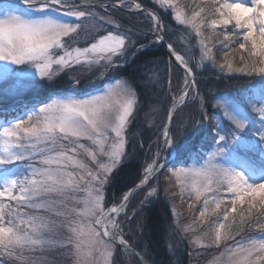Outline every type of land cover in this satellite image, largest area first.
Instances as JSON below:
<instances>
[{"label":"snow or ice","instance_id":"obj_1","mask_svg":"<svg viewBox=\"0 0 264 264\" xmlns=\"http://www.w3.org/2000/svg\"><path fill=\"white\" fill-rule=\"evenodd\" d=\"M156 2L166 9L172 8L174 19L194 29L197 37L203 35L201 29L205 21L197 23L196 19L204 8L193 11L189 18L170 0ZM125 3L128 0H120L118 6L123 7ZM22 4L20 8L10 0H0V63L4 65L0 77L13 74L10 65L25 66L17 75L39 76L41 80L52 79L60 71L75 66H85L89 70L96 66L113 67L115 59L130 51V45L134 46L131 31L123 30L117 19L90 10L100 7L107 12L109 7L117 5H96L92 0H22ZM128 6L141 8L139 3ZM144 12L154 22L151 31L158 32L161 29L159 17L146 9ZM214 15L218 19L207 21V26L216 35L221 50H234L238 45L239 50L248 53L250 63L241 56L240 67L234 68L231 61L217 65L213 47L204 39L199 41L201 60L211 61L222 71L226 67L230 72L261 76L262 84L259 94L250 88L242 96L225 93L215 97L213 107L222 113V119L218 118L214 128L209 130L214 134L215 147L208 161L201 167H181L170 173L178 183L187 182L197 201L204 196L196 220L203 222L206 216L215 214L210 225L214 236L205 246L220 248L228 239H234V227L243 230L245 225L251 226L253 210L264 217V175L257 173L255 161L241 159L235 154L236 148L243 146L264 156V0H225L214 7ZM108 25L112 30H106ZM218 28L223 29L222 41L216 34ZM102 29L106 34L99 35L88 46H74ZM156 42H163L162 38L157 36ZM168 47L185 70L183 82L178 81L176 85L174 108L168 111L171 123L177 104L189 107L190 90L193 103L202 104L203 101L196 91L190 61L172 44ZM136 102L134 90L116 81L98 94L52 98L38 109L33 104L26 107L23 114L0 123V173L4 177L0 180V257H3L0 264L5 261L56 264L55 258L48 260L43 255H26L52 249L62 250L61 255L70 258L72 264H116V251L136 258V264H147L129 244L124 232L126 221L120 217L131 219L126 215L130 199L143 191L162 170V166L158 167L159 154L143 167L140 183L111 207L106 206L104 196L110 174L125 155V130ZM254 114H258L259 119ZM203 119L209 117L205 115ZM199 131L197 126L195 133ZM169 132V125H164V140L170 154L175 153L178 158L187 156L192 151L190 143L187 140L173 142ZM249 135L258 139L242 145ZM82 141H88L89 145ZM82 154L94 168L80 158ZM217 158L231 162L225 166L217 163ZM19 161L28 163L21 167L17 164ZM8 165L12 167L7 168ZM260 167L264 168V160L260 161ZM221 188L234 194L232 207L222 209L224 201L217 195ZM154 191H149L146 198ZM5 197L14 201L15 206L5 203L2 199ZM245 197H248L247 215L241 211L239 221L233 218L229 223L230 214L237 212V202L243 205ZM189 207L194 205L189 204ZM256 223L264 229V223L260 220ZM210 264H264V233L246 244L235 242L234 247L214 257Z\"/></svg>","mask_w":264,"mask_h":264},{"label":"trees","instance_id":"obj_2","mask_svg":"<svg viewBox=\"0 0 264 264\" xmlns=\"http://www.w3.org/2000/svg\"><path fill=\"white\" fill-rule=\"evenodd\" d=\"M176 1L178 6H183L182 9L185 15L188 16L193 15V11H200V8L205 9V11L201 13V16L196 19L197 23L201 20L205 21L201 29L203 33L202 36L197 37L195 36L196 34L190 33L186 27L180 26L174 22L172 19L173 17H171V12L168 11L163 14L161 11L152 8L149 4L137 2L142 7L155 12L159 17L166 43L168 45L172 44L177 52L183 53L184 56L186 55L187 58L189 56L191 59V66L189 67L192 69L195 78L197 76L196 88L203 103L196 102V104H192V117L189 118V122H191L193 126L186 134L188 138L187 141L192 146V151L189 154L197 157L203 152L210 151L214 147V134L210 133L209 130L214 128L218 118L221 119L220 115L215 112L213 107L216 103L214 98L223 96L225 93L241 96L242 94H239L238 91L241 89L243 90L244 87L256 81L258 77L255 75L247 76L235 71L230 72L226 67L222 71L219 67L213 66L211 61L204 64L202 63L200 67L194 65L193 62L199 57L197 44L201 39H204L213 47V55L216 58L217 65L225 63L226 61H231L233 67L236 68L241 66V56H244L245 61L249 63L250 60L248 58V53L239 50L238 45L234 47V50H221V45L217 43L216 35H213L212 30L208 28L207 21L212 19L211 15L214 13L216 1L215 4H213V0ZM112 17L117 19L123 30L131 31L132 40L135 43L134 46L130 45V48L139 47V50L134 54L127 65L121 66L115 70V78L125 79L132 85L137 95V102L127 126L124 159L110 174L109 181L104 187L107 207L118 201V198L138 183L146 158L157 151L156 145L171 104L170 94L176 93V85L177 82L180 81L177 78V72L179 74V71L168 62L165 50L160 45L151 42L152 25L149 22V17L146 16L145 13L134 16L133 14L120 11L118 16ZM222 33V28L216 30V34L221 41L223 40ZM103 34H106V31H101L95 38ZM226 52L228 53L227 56H225ZM1 108L0 121L2 122L6 119L16 117L19 114H15L11 117L8 115L11 109L8 108L9 110L7 111L6 107ZM181 112L180 108H178L174 120ZM205 115L209 117L208 120L203 119ZM197 122L200 123L197 124ZM197 126L200 131L195 133V128ZM175 135L176 134L173 133V137H175ZM245 153L250 155V161H255L257 173L260 172V170H264V168L260 167L261 160L258 158V153L251 154L252 152L250 151H246ZM188 156L190 155L178 158L177 160L180 163H184ZM247 157L249 156H244L242 158L246 159ZM196 160H198V158ZM164 193L166 195L165 197L162 196L154 203L145 205L141 209L142 227L139 238L134 242V246L149 264H199L198 260L195 258L200 256L201 259H204L203 254L205 252L197 257L196 254L192 252L188 238L186 237L187 235L185 234L186 232L183 231L182 226H179L180 224L177 225L173 222L171 211L173 208L170 202L172 198L170 196L169 200V193ZM134 197L130 201H132ZM173 201L177 202L175 199ZM177 205V207L181 208V205ZM246 206V203L237 206V212L233 213V218L239 221V213L241 211L247 215ZM192 212L193 210L191 209L190 213ZM184 219L187 220V218ZM257 220L264 223V217H261L259 212L253 210L251 226L245 225L243 230H239L238 235L244 233L248 229L249 231H253L252 233L256 235L261 232L264 233V229L256 223ZM199 229L200 228H198V230ZM217 249L218 248H216V250ZM209 251L210 250L206 251L207 255L210 253ZM0 258L3 259V257ZM15 262L19 264V261Z\"/></svg>","mask_w":264,"mask_h":264},{"label":"rangeland","instance_id":"obj_3","mask_svg":"<svg viewBox=\"0 0 264 264\" xmlns=\"http://www.w3.org/2000/svg\"><path fill=\"white\" fill-rule=\"evenodd\" d=\"M133 1L135 2L139 1L147 5L149 4L152 8L158 11H161L163 14L169 11L172 14L171 17H173L172 18L173 21L179 24L174 19V12L172 8L166 9L165 7L160 6L156 2V0H133ZM215 1H216L215 7H219L221 3L225 2V0H215ZM10 2L15 6H19L20 8H23L22 0H10ZM95 2L98 3L97 5L99 4L117 5V7L113 9H111L112 7L111 8L109 7L107 9V12L105 11V9L100 8V7L99 9L98 8L90 9L102 15L118 16V13L120 12L119 8L122 10L128 11V14H133L134 16L138 15L136 12H138L139 10L136 9L135 7H132L130 9L128 6L129 2L125 3L123 7L118 6L120 4V0H106V1L95 0ZM170 2L173 6L176 7L177 10L182 11L184 13L182 9L183 6L182 5L178 6L176 0H170ZM229 2H240V0H229ZM185 16L190 18L192 15L191 16L185 15ZM211 18L218 19V16H215L213 13L211 15ZM65 19H71V18H65ZM149 22L153 26L154 22L152 21L151 17H149ZM179 25L186 27L190 33L195 34L194 29H192L188 25H184V24H179ZM229 27H232V26H229ZM111 28H112L111 25L106 26V30H111ZM106 30L102 29L101 31L105 32ZM151 33L157 34L158 32L151 31ZM98 34L91 35L87 41L81 40L78 44L74 46L86 47L88 46L89 43L94 42L95 39H98V37L95 38L96 35ZM199 41L197 44L199 57L196 61H194L195 63L193 62V64L198 67H200L202 63L204 64L208 62V60H203V61L201 60L202 51L199 46ZM151 42H156V39L152 38ZM138 49L139 47L130 48V51H128L123 57L116 58L113 67L96 66V68L89 70L85 66H75L71 69H65L63 71H60L57 75H54L52 79L45 78L41 80L39 76L25 77V76L17 75L16 73L23 71L25 66H11L10 65L9 67L13 69V74H10L7 77H0V105H9V108L11 107L12 109L10 110V113H8V115L13 117V115L18 114V113H19L18 115L23 114L24 109L26 107L32 106L33 104H35L38 109V107L42 103L50 102L52 98H60V97L67 96V95L85 97V96L92 95V94H98L99 92H102L104 90L106 85L115 84L116 81H120L122 84L126 83L129 87H131L134 90L132 85L129 82H127L125 79L115 78L116 77L115 70L125 65V63L128 60H131L134 54L138 51ZM180 54L183 55V53H180ZM185 59L191 62V59L189 56L187 58L185 55ZM190 64L191 63H189V66H191ZM3 67H4L3 63H0V69H3ZM180 77H181L180 73L178 74L177 72V78L180 80L179 82H181ZM256 77H258L256 81L244 87L243 90L242 89L239 90L238 93L243 95L250 88H252L255 94H259V87L261 86L262 81H261V76H256ZM33 81H36L38 83H33ZM196 91H197V88H196ZM174 95L175 93L170 94L171 101ZM191 95H192V92L190 90L189 99L187 101L189 104V107H183L182 105H180L179 108L180 109L182 108V112L171 123L169 139H171L173 142L177 140H181V141L187 140L188 138H187L186 132L189 129H192L193 124L189 122V118L192 117L191 115V111L193 110L192 104L194 105L196 103H193L191 101L190 99ZM136 98H137V95H136ZM8 110L9 109L7 108V111ZM215 112L217 111L215 110ZM217 113L220 115L222 119V113H219V112ZM254 116L256 119H259L258 114H254ZM180 117H182V119ZM224 123L227 129L228 128L227 121H225ZM257 127H259V124L257 125ZM162 129H163V126H162ZM173 133L176 134L175 137H173ZM126 134H127V128L125 130L124 151H125V146H126ZM163 137L164 135L162 134V131H161L160 138L156 145L157 151L158 149H160ZM252 139H258V137L249 135L241 143L242 145H247V143ZM82 142L85 143L86 145H89L88 141H82ZM214 147L210 151L203 152L197 157L195 155L188 154L190 156L186 158L184 163L183 162L180 163L178 162L177 160L178 157L175 155V153L170 154L169 147L166 144L164 150L162 151L161 157L159 159V165H158V167L162 166V170L156 174L155 178L152 179L151 182L147 186H145L146 188L143 189V191L136 194L134 199L129 202L126 215L127 217H130L131 219L126 220L124 216L120 217L122 221H126L124 223V232L126 233V238L130 244L134 245V242L136 241L137 238H139V234L141 232V227H142V219L140 215L141 209L145 205L154 203L158 198L162 196L165 197L166 195L164 192L169 193V197L167 196L169 200H170V196L172 198V201L170 200V202L173 208L171 209L173 222L174 224H177V225L180 224L179 226H182L183 231L186 232L185 234L187 235L186 237L188 238L189 245L192 249V252L196 254V257L202 254L203 252H205L203 254L204 259H201L200 256L195 258L196 260H198L199 264H210V262L213 261L214 257L220 256L222 252H226L227 248L234 247L235 242H242L246 244L249 239L258 238L262 235L263 232L258 233L256 235L252 233L253 231H249V229L245 231L244 233L238 235L240 229L234 227L232 231V235L234 239H228L217 250H216L217 247L215 245H212L211 247L205 246L210 243L211 239L214 236L213 229L210 226L211 225L210 221L212 222L213 220H215L216 218L215 214H213L212 216H206L203 222L196 220V217L199 215V211L201 210L203 206L204 196H202L201 199L197 201L195 199V193L192 192V190L187 187V182H185L184 184L178 183L177 178L171 175L170 170H175L176 168H181V167L192 168V167H201L205 165V163L209 159V155L214 150ZM157 151L154 154L150 155L148 158H146L144 166L146 165V163L151 162V160L155 158ZM246 151H248L246 147H243V146L237 147L235 154L241 159H244L242 158L244 156H249L246 159H244V160H249L251 159V157L249 154L245 153ZM80 158H82L86 163H88L90 167H93V168L95 167L94 165L91 164V161L88 159L87 156L82 154ZM197 158L198 160H196ZM258 158L260 160H264V156H260V154ZM101 159L106 160V157H101ZM123 159L124 157L122 158V160ZM216 162L225 164V166H227L231 161H225L220 158H217ZM27 163H28L27 161L17 162V164L20 165L21 167L26 166ZM6 167L11 168L12 165H8ZM258 174L264 175V170H260ZM3 178L4 177L2 173H0V180H3ZM152 190H155L153 194L151 196H147L146 198V194ZM206 195H210V194L206 193ZM217 195H219L224 201V203H222V209L226 207H232L231 199L233 198L234 194H228L226 191V188H221L220 191L217 193ZM241 195H243V193H241ZM2 199H4L5 203H12L15 206V202L8 201L7 197L2 198ZM174 199L177 200V202L173 201ZM247 200H248V197H245L246 204H247ZM177 204H179V206L181 205V208L177 207L178 206ZM189 204L194 205V207L190 208ZM239 205H240V202H237L236 207ZM191 209L193 210L192 213H190ZM183 217L187 218V220L184 219ZM52 218L57 219L56 217H52ZM232 218H233V214H230L229 221H228L229 223L232 221ZM84 222H86V218L84 219ZM198 228L200 229L198 230ZM194 241H200V243H195ZM207 250H210L209 251L210 253L208 255L206 252ZM61 251L62 250L52 249L50 251H46L42 253L39 250H37L35 253H26V255H35V256L43 255L48 260H52L53 258H55L56 264H72V261L70 258L61 255ZM114 259L116 260V264H136V260L134 257H130L127 253H124L122 251H116L114 253ZM7 262L9 261H5V264H8Z\"/></svg>","mask_w":264,"mask_h":264},{"label":"water","instance_id":"obj_4","mask_svg":"<svg viewBox=\"0 0 264 264\" xmlns=\"http://www.w3.org/2000/svg\"><path fill=\"white\" fill-rule=\"evenodd\" d=\"M115 5V4H114ZM156 38H157V36H159V37H161L162 38V41L163 42H159V44L161 45V47L165 50V52H166V54H167V56H168V58L170 59V61L173 63V65H175L179 70H180V72H181V83L183 82V80H184V77H185V70H184V68L183 67H181L180 65H179V63L175 60V58L171 55V53H170V49H169V47H168V45L166 44V42H165V40H164V36H163V32H162V30L160 29L159 31H158V33L157 34H153ZM189 79H191V77L189 78ZM178 105L179 104H177L176 106H175V108H176V111H177V108H178ZM174 108V105H173V102H172V104L170 105V108H169V110L170 109H173ZM168 110V111H169ZM176 111H174V113H173V115H175V113H176ZM172 123V122H171ZM171 123H169V121H168V118H167V120H166V122H165V125L167 124V125H169V127L171 126ZM163 133H164V129H163ZM165 146H166V143H165V140H164V137H163V139H162V143H161V146H160V149H159V151H158V159H160V157H161V154H162V151L164 150V148H165ZM148 185V184H147ZM135 188V187H134ZM130 244V243H129ZM133 248H134V246L132 245V244H130ZM135 249V248H134ZM135 251L137 252V250L135 249ZM138 253V252H137ZM145 260V259H144ZM146 261V260H145ZM148 264V263H147Z\"/></svg>","mask_w":264,"mask_h":264},{"label":"bare ground","instance_id":"obj_5","mask_svg":"<svg viewBox=\"0 0 264 264\" xmlns=\"http://www.w3.org/2000/svg\"><path fill=\"white\" fill-rule=\"evenodd\" d=\"M170 53L172 54V52L170 51ZM172 56H173V54H172ZM174 57V56H173Z\"/></svg>","mask_w":264,"mask_h":264}]
</instances>
